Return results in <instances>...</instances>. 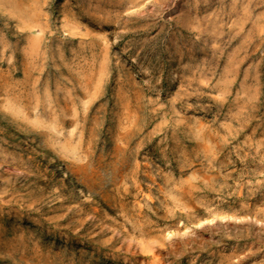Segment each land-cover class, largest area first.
Segmentation results:
<instances>
[{
	"label": "rangeland",
	"instance_id": "rangeland-1",
	"mask_svg": "<svg viewBox=\"0 0 264 264\" xmlns=\"http://www.w3.org/2000/svg\"><path fill=\"white\" fill-rule=\"evenodd\" d=\"M0 264H264V0H0Z\"/></svg>",
	"mask_w": 264,
	"mask_h": 264
},
{
	"label": "bare ground",
	"instance_id": "bare-ground-1",
	"mask_svg": "<svg viewBox=\"0 0 264 264\" xmlns=\"http://www.w3.org/2000/svg\"><path fill=\"white\" fill-rule=\"evenodd\" d=\"M33 143L40 149V153L45 157L48 164L52 165L62 178H69V173L64 166L51 153L44 152L42 144L38 140H33Z\"/></svg>",
	"mask_w": 264,
	"mask_h": 264
}]
</instances>
